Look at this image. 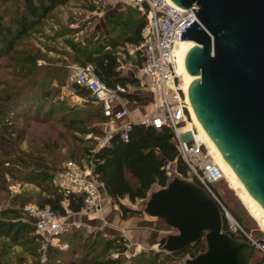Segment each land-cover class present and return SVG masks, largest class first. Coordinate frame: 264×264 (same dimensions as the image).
<instances>
[{"label": "trees", "instance_id": "obj_1", "mask_svg": "<svg viewBox=\"0 0 264 264\" xmlns=\"http://www.w3.org/2000/svg\"><path fill=\"white\" fill-rule=\"evenodd\" d=\"M68 1L0 0V4L3 6L14 5V10L8 19L0 16V60L5 58L9 62L12 61L10 67L20 72L21 78L26 79L32 76L41 67L37 64L40 56L25 53H22L21 56L17 47L24 39L28 38L31 30ZM131 12L134 14L133 18H128V15L122 11L109 15L106 19L111 29L108 30V34H103L104 38L93 46L81 47L66 40L65 42L72 51V63L78 66L92 65L95 75L107 86H113L116 83L123 86L135 84L137 79L125 76L117 70L118 64L115 56L118 47L134 46L140 42V30L145 24V17L133 6ZM116 32L117 35H113ZM13 55H18L19 59L15 60ZM43 74L41 77L47 76L45 75L47 72ZM71 86L80 95L82 103L88 106L96 105L97 108H95L96 112L93 117L97 120V124L104 125L109 122V119L103 115L101 104L93 103L85 89L73 83ZM39 93L38 101H46L49 91H46L42 86ZM122 98L139 106H146L151 101L148 96L143 94H123ZM12 103H19L18 94L15 96L0 92V118H2V121L0 120V149L12 145V134L7 132L8 125L3 122L8 115V110L14 105ZM32 103L37 105V108L39 107V102L36 104V100ZM30 104H27L26 111L30 109ZM84 123L82 119H70L67 122L72 132L82 135L92 133L103 136L104 133L99 134L95 129L86 130ZM126 135V140L122 141L119 133H114L108 143L97 150H94L96 147L94 139L85 140L92 143V146L85 148L82 154L84 159L91 161L92 174L96 181L102 184L110 202L117 205L121 220L139 217L143 214L141 210L124 205L121 200L126 199L129 204L134 205L145 199L147 192L153 186L163 188L167 185L169 176L164 169L166 163L171 164L173 172L180 178H187L188 175L187 168L178 155L173 134L169 128L154 129L141 124H131ZM3 153V157L10 156L5 150ZM13 164L24 168L29 167V163L24 159L12 162ZM12 165L11 167L0 165V175L11 174L9 170L13 168ZM35 167L36 170L30 174L33 178L29 181L42 193L35 205L49 207L60 218L66 217L67 214L79 213L84 209L83 195L59 191L53 184L55 173L49 172L43 161L36 162ZM191 181L195 183L194 180ZM231 213L240 225L244 226V222L238 214L233 211ZM0 217L7 219L5 221L0 220V239H6L14 245L25 243L31 250L39 249L38 238L33 233L34 221L31 217L26 214L23 219L19 210L16 209L3 210L0 212ZM94 232L96 233L84 236L80 227L73 226L60 233L57 236L58 241L60 244H65L66 249L62 250L48 245L45 250V261L39 262V253L36 264H121L120 258H110L109 254L112 252L123 254L126 251V239L120 236L105 239L100 237V231ZM232 238L241 240L240 237L236 236H232ZM204 250L205 242L201 238L182 250L168 253V255L171 258H194ZM139 257V260L135 262L132 259L131 264H162L157 253L148 257L142 255ZM255 264H264V260Z\"/></svg>", "mask_w": 264, "mask_h": 264}, {"label": "water", "instance_id": "obj_2", "mask_svg": "<svg viewBox=\"0 0 264 264\" xmlns=\"http://www.w3.org/2000/svg\"><path fill=\"white\" fill-rule=\"evenodd\" d=\"M169 1L180 9L197 6V22L178 35L194 43L184 58L191 110L264 211V0ZM142 212L176 231L158 240V250L177 252L204 239V252L184 264H250L255 252L222 232L217 203L190 180L174 176L149 193Z\"/></svg>", "mask_w": 264, "mask_h": 264}, {"label": "rangeland", "instance_id": "obj_3", "mask_svg": "<svg viewBox=\"0 0 264 264\" xmlns=\"http://www.w3.org/2000/svg\"><path fill=\"white\" fill-rule=\"evenodd\" d=\"M4 6L9 7L5 9ZM4 6L0 4V16L8 19L14 10V5ZM131 8L130 0H69L31 30L28 38L17 47L21 56L22 53L40 56L37 64L41 67L32 76L23 79L20 72L10 67L12 61L9 62L5 58L0 60V92L15 96L18 94L19 98V103H12L14 105L8 110V115L3 120L7 123V132L12 134L13 140L8 148L0 149V165L11 167L12 162L20 159L29 163V167L25 168L13 164V168L9 170L11 174L0 175V212L16 209L24 219L26 217L24 208L29 204H36L42 196L40 190L29 181L33 178L30 175L31 172L36 170V162L43 161L49 172L56 174L66 161L84 162L85 159L82 157L84 149L92 146V143L85 140L94 139L97 143V139L102 138L92 133L87 134L90 135L88 138L87 135L72 132L70 125L67 124L70 119L84 120L86 130L95 129L99 134L112 130L111 124H97V120L93 117L96 105L88 106L82 103L80 95L72 89L69 76L71 67L75 64L72 63V51L65 41L68 40L81 47L93 46L111 29L106 18L120 11L128 15V18H133ZM113 35H117V32ZM13 58L18 60L19 56L13 55ZM44 72H47L45 74L47 76L41 77ZM179 81L181 84L180 76ZM42 86L49 91V95L46 101L40 102L38 98ZM35 100L36 104L39 102L38 108L32 103ZM29 103H31L30 109L26 111ZM145 107L151 108L149 104ZM0 120L2 121V118ZM192 126H194L193 123ZM190 127L186 125L185 128ZM4 150L10 156L3 157ZM207 150L210 153L208 148ZM210 155L212 158L211 153ZM183 179L189 180V176ZM216 188L220 201L230 212H235L242 219L244 222L242 227L256 239H264V230L248 214L238 190L229 188L226 178ZM158 189L159 187L153 186L147 192L146 198L134 205L129 204L126 199L121 200V203L142 211L149 193ZM102 203L109 206L115 213L118 212L117 205L112 204L106 197H103ZM149 218L141 214L133 219L138 222L141 219L156 220ZM0 220L7 219L0 217ZM161 225V229H156L153 225L142 227L139 223L132 225L131 235L125 238L126 251L123 254L117 253L121 264H131L132 259L134 262L139 260V255L148 257L155 253L162 260V264H184L188 257L171 258L165 251L157 249V242L161 237L176 234L172 228L163 223ZM82 230L84 236L96 233L94 232L96 229ZM100 232L102 238L115 237L112 235L115 233L113 230L109 233ZM38 254L39 249L31 250L25 243L14 245L6 239H0V264H36ZM113 254L116 253L112 252L109 257L113 258ZM261 260H264L261 253L255 251L250 264Z\"/></svg>", "mask_w": 264, "mask_h": 264}, {"label": "built area", "instance_id": "obj_4", "mask_svg": "<svg viewBox=\"0 0 264 264\" xmlns=\"http://www.w3.org/2000/svg\"><path fill=\"white\" fill-rule=\"evenodd\" d=\"M131 5L145 17V24L140 30V42L134 46L118 47L115 51L117 70L123 75L143 79L132 85L119 83L107 86L95 75L92 65H74L69 79L71 83L85 89L95 104H101L103 115L109 122H116L129 116L128 109L120 104L123 94H143L151 101L150 110L137 120L129 121L121 127L104 132L97 139V150L108 143L114 133L125 141L126 132L131 124H141L154 129L167 127L173 134V140L180 159L187 168L189 180H194L218 205L222 218V232L229 236L240 237V241L254 246L255 251L264 258V241L247 232L234 218L228 208L220 201L216 186L225 180L223 172L214 163L206 145L202 142L195 126H192L186 96L182 91L176 68L175 48L179 32L192 21L197 6L180 9L169 0H130ZM190 128L186 129V125ZM106 125V124H104ZM90 138V135H87ZM169 181L177 176L170 163L164 165ZM192 182V181H191ZM54 186L63 193L84 196V209L81 213L96 215L103 208V197L106 194L102 184L92 174V163L66 161L54 175ZM108 199V198H107ZM26 214L34 221V235L39 242V262L45 261V250L48 245L65 249L57 236L69 230L63 219L52 212L49 207L29 204L24 208ZM70 214H67L68 216ZM77 227V226H75ZM264 240V239H262ZM118 254H113L117 258Z\"/></svg>", "mask_w": 264, "mask_h": 264}, {"label": "crops", "instance_id": "obj_5", "mask_svg": "<svg viewBox=\"0 0 264 264\" xmlns=\"http://www.w3.org/2000/svg\"><path fill=\"white\" fill-rule=\"evenodd\" d=\"M125 46H129V45H125ZM120 47H123V46H120ZM136 76H137V78H135V79H137V82L139 80L143 79L141 77V75H139L138 73H136ZM120 104H122L123 106H125L128 109L129 117L121 119V120L116 121V122L106 123V125L111 124L110 127L112 128V130L121 127L123 124H125L129 121L139 119L141 116L144 115V113H146L150 110L149 107L139 106V105H135L134 103H129L124 98H121ZM149 219H155V218H149ZM63 222L68 227L77 226V227H80V228L87 230V231H91L93 229H96L99 231H103L104 233H109V232H111V230H113V231H115V233L112 234L113 236H120V237H124V238H127V237H129V235H131L132 225H136V224L138 225V223H139V225L142 227L148 226V225H153L156 229L157 228L161 229L162 228L161 223H163L158 219H156V220L141 219V220H139V222H138V220L133 219V218H130L127 220H121L119 212L115 213L109 206H106V205L103 206V208L99 214L92 216L90 214H85V213L79 212L76 214H70V215L66 216L63 219Z\"/></svg>", "mask_w": 264, "mask_h": 264}, {"label": "bare ground", "instance_id": "obj_6", "mask_svg": "<svg viewBox=\"0 0 264 264\" xmlns=\"http://www.w3.org/2000/svg\"><path fill=\"white\" fill-rule=\"evenodd\" d=\"M193 46H194V43L192 41L180 40L177 43L176 48H175L176 68H177L176 70H177V74L180 76V79L182 80L181 88H182L183 93L186 96V102L188 105L192 123L197 129L202 142H204V144L207 146L210 153L212 154V159L214 163L223 172L224 177L226 178V182L229 185V188L238 190L237 192H239L238 194L240 195V198L243 201L245 205V209L247 210L248 214L255 221H257L258 225L264 230V211L256 204V202L244 190L240 181L235 176V174L232 172V170L229 168V166L226 164V162L223 160V158L219 154L213 142L208 138L206 133L203 131V129L199 125L198 121L196 120L191 110V107H190V104L187 98V84H188L189 75L186 73L184 69V58L187 52ZM187 126L190 127V124H187Z\"/></svg>", "mask_w": 264, "mask_h": 264}]
</instances>
